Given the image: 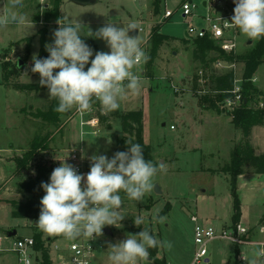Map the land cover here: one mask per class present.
Returning <instances> with one entry per match:
<instances>
[{"label": "rangeland", "instance_id": "obj_1", "mask_svg": "<svg viewBox=\"0 0 264 264\" xmlns=\"http://www.w3.org/2000/svg\"><path fill=\"white\" fill-rule=\"evenodd\" d=\"M184 1L163 2L162 12L159 8V13L155 14L156 0H96L84 4L63 0L60 19L63 21L68 18L73 23L77 21L86 33L88 30L95 33L108 22L115 23L117 27L137 23L143 28L138 34L142 41L141 47L149 57L151 41L146 38L152 28L161 24L162 31L170 36L162 48H159L155 58L141 63L134 69L141 76L140 92L138 95L129 93L120 102L118 110L107 113L111 115V128L107 129L106 122L101 123L97 127L100 131L95 133L94 129L84 126L83 137L80 135L79 115L74 114L62 131H56L55 126L35 119L29 112L47 105L49 92L21 90L17 86L39 81L40 76L33 73L31 67L33 56L38 57L41 47L40 37L37 35L41 24L34 21L33 17L38 11L43 12L50 0H23L24 7L18 10L33 21V29L16 25L0 28V264H19L18 254L13 250L18 237L42 233L47 240L51 237L49 248L52 251L55 244L65 246L70 242L63 236H50L41 231L30 218L12 215L10 201L26 202L32 199L29 194L17 192L18 182L28 180L37 173L36 169L18 171L16 158L30 148L35 136L53 133L48 150L40 152L32 162L36 165L46 161L48 182L52 171L60 166V160L65 159V162L70 164L69 157L74 147H82L89 155H105L111 159L117 151H125L117 141L124 135V131L116 114L131 110L143 111L145 142L151 147L156 165L163 163L165 167L153 178L154 189L145 194L142 202L131 201L124 192H120L123 200L120 212L125 218L117 227L106 225L110 232L99 236L98 244H101V248L96 256V264H111L108 259L109 244L121 242L128 234H137L143 228H148L156 239L172 243L171 251L155 248L158 258L166 259L169 264H190L196 250L192 215L197 214L200 219L214 224L218 230L232 225V177L226 172V167L234 148L243 139V133L232 123L231 116L218 114L200 105V97L211 91V72L222 73L227 67H217L216 61H208L210 65L206 70L203 63L193 56V42L185 41L187 23L178 10ZM192 1L196 5L194 12L205 14L203 2L206 0ZM6 2L7 0H0V12ZM147 4L149 9L144 8ZM165 6L177 10L173 17L164 19ZM60 19H52L47 23L45 45L53 43V32L59 27L57 21ZM30 37L31 50L27 51V39ZM81 39L93 50L90 61L97 51L110 52V48L102 39H96L94 36ZM248 41L249 39L239 31L235 54L247 52L256 42L252 40L248 45ZM214 56L215 53L211 52L208 58ZM19 60H25L26 63L17 73L9 74L17 67ZM234 63L236 79H242L244 64L239 60ZM90 66L89 62L85 70ZM254 77V83L264 92V63L259 66ZM262 96L264 95L257 98ZM222 107L225 108L223 104ZM256 126L252 137L253 145L258 154H264V125ZM109 135L111 143L107 137ZM245 171L254 172L251 167H246ZM237 181L239 195L242 193L240 197L243 211L237 224L250 228L245 236L246 243L238 244L237 257L239 264H250L252 260L259 264L260 257H254L253 253L260 247L254 241L264 240V231H261L264 224V188L259 186L264 185V174L250 176V183L254 185L248 188L239 186L240 178ZM156 184L161 188L160 193L155 190ZM44 195L45 193L41 195V199ZM168 205L169 212L164 214ZM137 216L144 218V224L140 227L134 224V218ZM154 216H163L166 220L159 223L153 220ZM225 222L228 225L223 227ZM14 229L17 234L9 237L8 233ZM250 236L253 242H248L252 241ZM234 246L229 239L214 240L209 246L208 256L211 263L204 264H222L217 259V253L232 254V261L228 264H235L236 253L232 250ZM241 256L246 259L241 260ZM138 264H153V261L148 259L139 261Z\"/></svg>", "mask_w": 264, "mask_h": 264}, {"label": "clouds", "instance_id": "obj_2", "mask_svg": "<svg viewBox=\"0 0 264 264\" xmlns=\"http://www.w3.org/2000/svg\"><path fill=\"white\" fill-rule=\"evenodd\" d=\"M233 2L234 15L227 26L239 28L249 40L264 37V0ZM23 7V0H7L0 12V28L16 25L33 29V21L18 10ZM57 23L59 27L53 32V43L45 45L49 56L40 59L34 55L31 67L33 73L39 74L40 85L47 87L49 98L58 100L54 111L65 114L75 109L83 115L99 102L107 114L118 110L120 102L129 93L139 94L141 76L134 69L147 63L150 57L141 47L140 37L129 36L130 30L140 31L137 23L117 27L108 22L95 33L88 30L89 37L102 39L110 48V52H95L91 61L93 50L81 39L82 25L68 18ZM89 62L91 66L85 70ZM56 69L59 71L54 74ZM80 125L83 137V120ZM110 135L107 136L109 143ZM127 143L128 150L117 151L111 159L105 155L90 157V171L86 176L78 174L65 159L60 160V166L51 173L50 182L41 184L45 195L40 200L36 226L50 236L73 240L80 237L94 239L103 234L104 226L120 225L125 218L120 212L123 205L120 192L131 201L142 202L145 194L154 189L153 178L165 167L163 163L157 166L146 161L139 143L129 140ZM153 220L163 223L166 217L154 216ZM134 224L140 227L144 218L135 217ZM172 247L170 241L158 240L148 228H143L137 234H128L121 242L109 244L108 259L111 264H138L149 259V249L171 251ZM253 256L264 257V246L254 251ZM250 264H255V260Z\"/></svg>", "mask_w": 264, "mask_h": 264}, {"label": "trees", "instance_id": "obj_3", "mask_svg": "<svg viewBox=\"0 0 264 264\" xmlns=\"http://www.w3.org/2000/svg\"><path fill=\"white\" fill-rule=\"evenodd\" d=\"M63 0H50L48 7L43 11H38L34 14V21L40 23L37 35L40 37L41 47L38 58L44 59L49 56L45 48L47 38V23L52 19L61 18V5ZM160 11L159 7L155 8V14ZM161 24L156 25L152 28L150 33L151 50L150 59L157 56L159 48L162 46L165 40H169V36L162 34ZM27 51L31 50L32 38L27 39ZM187 42H193V56L198 58L205 69L207 70L210 62L217 60H226L230 63L236 61H242L244 64L242 74V93L243 96L248 100L247 103L244 101L242 104L234 109H229L225 106L222 107L224 100L229 97H233L232 90L235 85V73L234 70H226L222 73L211 72L209 80L212 83L211 91L200 97V105L204 109L214 110L218 114H227L231 116L232 123L236 128L241 129L243 133V139L238 144L231 155V160L226 167V172L231 175V192L234 198V214L232 217V226L240 221L241 211V197L239 195L237 180L240 175L244 174L246 167H251L257 174H264V154H257L254 146L251 143V133L253 127L259 124H264V116L261 111L254 109L250 105V101L264 95V92L260 90L257 85L253 82L255 73L259 66L264 63V37L257 39L255 44L243 54H235V52H225L222 50L219 44L211 38L204 37L185 40ZM214 52L215 56L208 58L209 53ZM208 61H210L208 63ZM26 63V61L24 60ZM5 66V64H4ZM20 68H18L19 70ZM59 71L54 70V74ZM9 74H15L14 68ZM38 74V73H35ZM39 75V74H38ZM7 78V76H6ZM40 81V77H39ZM27 83L17 85L19 89L30 91H46L49 92L47 87H42L40 83ZM94 107L100 118L101 123L107 125V129L111 128L109 120L111 115L103 112L99 102H95ZM224 105V104H223ZM58 106V100L49 99L47 105L41 108H36L33 112H29L35 119L41 120L42 123L53 125L56 127V131H62L67 125L68 121L71 120L75 114V109L69 113L60 114L54 111V108ZM33 108V107H32ZM121 120L122 130L124 135L118 138V144L125 150H128L127 140L132 143H139L143 148V156L146 161H152L154 165L156 162L153 158L151 147L145 142L144 139V114L142 110H131L116 114ZM44 124V125H45ZM53 133L46 134L44 136H35L30 148L23 154L16 158V168L18 171L35 170L36 175L29 178L28 180L20 181L17 184V192L20 194H29L32 196L31 200L26 202H17L15 200L10 201L12 206V215L18 218H30L34 222L38 221L40 215V200L41 195L44 194V190L41 187L42 183H48L47 166L46 161L43 160L38 164H32L36 156L45 150H48L49 141ZM45 158V156H44ZM170 205H168L164 211V214L169 212ZM264 218V217H263ZM36 226V225H35ZM37 227V226H36ZM35 249L41 253L40 264H54L52 256L50 254L49 242L50 239H45L42 233H35ZM149 257L153 261V264H168L166 259L157 257V250L155 248L149 249ZM236 264H239L238 262Z\"/></svg>", "mask_w": 264, "mask_h": 264}, {"label": "built area", "instance_id": "obj_4", "mask_svg": "<svg viewBox=\"0 0 264 264\" xmlns=\"http://www.w3.org/2000/svg\"><path fill=\"white\" fill-rule=\"evenodd\" d=\"M196 5L192 0H185L180 4L178 10L187 23L186 33L190 39H198L208 37L216 41L225 52H235L238 46L239 28L228 27V22L231 23V18L234 15V11L223 10L213 11L207 14L201 15L194 12ZM177 10L169 9L165 11L164 17L171 18L174 16ZM216 12V13H215ZM215 13V14H214ZM201 19L204 24H199L195 19ZM140 31L143 28L140 27ZM1 51V48H0ZM1 59V52H0ZM217 67H227L226 70H234L235 73V85L232 90L233 97H229L224 100L223 104L229 109H234L242 104L244 101L247 103V99L242 93V79H236L235 63H230L226 60H217ZM225 70V71H226ZM253 78V82L255 81ZM250 105L261 111L264 116V96L255 98L250 101ZM76 115L80 116L84 121V126L94 129L95 133L100 130L97 129L101 125L100 118L93 105L92 111L86 112L81 115L78 111H75ZM89 155L83 148L73 149L69 157L70 165L74 166L78 174L85 175L90 171L91 160ZM82 181V187H83ZM191 221L194 223V242L196 244V250L194 252L193 260L191 264H204L207 263V257L209 253L210 243L218 239H229L234 243H246L245 236L248 234V228L243 225L236 224V226H230L218 230L216 226L206 220L200 219L197 214L191 216ZM106 226L102 229V233H107ZM95 236V234H94ZM51 241V240H50ZM99 236L94 239L80 237L70 240L65 246L55 244L53 247L54 264H96V256L101 248V244H98ZM14 251L18 254L19 264H40L41 254L35 249V238L33 235L18 237L14 242ZM241 256V260H245Z\"/></svg>", "mask_w": 264, "mask_h": 264}, {"label": "crops", "instance_id": "obj_5", "mask_svg": "<svg viewBox=\"0 0 264 264\" xmlns=\"http://www.w3.org/2000/svg\"><path fill=\"white\" fill-rule=\"evenodd\" d=\"M142 1H146V0H142ZM149 1V0H148ZM168 0H156V7L158 6L159 8H161V12H162V4H163V2H167ZM181 2V1H180ZM203 5H204V10H205V14H207L208 12L210 13V12H213V11H223V10H230V11H233L234 10V7H235V3L233 2V0H206V1H204L203 2ZM62 6V5H61ZM144 8L145 9H149V4H147V6H144ZM155 9V8H154ZM166 10H169V8H167V6H165V11ZM155 13V12H154ZM165 14V13H164ZM202 15H204V14H202ZM164 17V16H163ZM164 19H169V18H165L164 17ZM196 21H197V23H199V24H204V22L199 18V19H195ZM161 32H162V34H165V35H167V36H169L168 34H166V33H164L163 31H162V29H161ZM185 33H186V31H185ZM187 34V33H186ZM147 40L150 38V32L147 34ZM170 37V36H169ZM186 39H188L187 37H186ZM146 40V41H147ZM189 40H191V39H189ZM166 41H168V40H165L164 41V43L162 44V46L165 44V42ZM247 44V43H246ZM162 46H161V48H162ZM179 54V53H178ZM264 125V124H263ZM81 126V125H80ZM255 127H257V126H254L253 127V130H252V133H251V143H252V145H253V139H252V137H253V131H254V128ZM81 131V130H80ZM71 144V143H70ZM254 146V145H253ZM79 148H82V147H79ZM78 148V149H79ZM255 148V147H254ZM74 149H77V147H74ZM256 151V150H255ZM257 153V152H256ZM258 154V153H257ZM254 171V170H253ZM255 175H262V174H257V173H255V171L252 173V172H250V173H244V174H242V175H240V185L239 186H242V187H244V188H248V186H252V185H254V184H252V183H250V176H252V177H255ZM259 186H260V188H264V185H262V184H259ZM242 193H240V195H241ZM247 196V195H246ZM242 198H244V196H242ZM242 215H243V211H242ZM263 215V214H262ZM263 217H264V215H263ZM262 217V218H263ZM203 220V219H202ZM226 225H228V223L227 222H225L224 223V225H223V227L224 226H226ZM232 226V225H231ZM230 227V226H229ZM250 229V228H249ZM249 229H248V233H249ZM261 231H264V224H263V226H262V228H261ZM107 232H110L109 230L107 231ZM252 235V234H251ZM255 236H256V234H254ZM30 236V235H29ZM259 236V235H258ZM51 237H49L48 239H50ZM51 240V239H50ZM250 240H252V237L250 236ZM52 241V240H51ZM50 241V242H51ZM254 240H252V241H248V242H253ZM256 244H259L260 246H264V240L263 239H258V240H255L254 241ZM234 243V242H233ZM234 247H233V252L234 253H236L235 254V257H236V260H235V264L238 262L239 263V259H238V257H237V255H238V244L237 243H234ZM217 253V252H216ZM41 254V253H40ZM50 254H51V256H52V260H53V255H54V251H52V250H50ZM209 254V253H208ZM217 255H218V260L222 263V264H228L230 261H232V260H230L232 257H233V255L232 254H228V255H226V254H220V253H217ZM158 257V256H157ZM149 259H150V257H149ZM167 261V260H166ZM234 261V260H233ZM168 262V264H169V261H167ZM19 263V262H18ZM53 263H54V260H53ZM207 263H211V258H210V256H208L207 257ZM264 263V257H260V262H259V264H263ZM191 264V263H190Z\"/></svg>", "mask_w": 264, "mask_h": 264}, {"label": "water", "instance_id": "obj_6", "mask_svg": "<svg viewBox=\"0 0 264 264\" xmlns=\"http://www.w3.org/2000/svg\"><path fill=\"white\" fill-rule=\"evenodd\" d=\"M74 2H77V3H92V2H95L96 0H72ZM139 34V29H135V30H130L129 31V35L132 36V37H137ZM81 37H87V33L85 32V29L84 27L82 26V30H81V33H80ZM186 36L188 37V35L186 34ZM252 43V40H249L247 42V44H251ZM25 62L24 60H19L18 62V65L17 67L14 68V72L17 73L18 72V68H21L22 66H24ZM155 190L156 192L160 193L161 192V188L158 184H156L155 186ZM37 221L35 222V225H36ZM17 234V230L14 229V230H11L9 233H8V236L9 237H12V236H15Z\"/></svg>", "mask_w": 264, "mask_h": 264}]
</instances>
